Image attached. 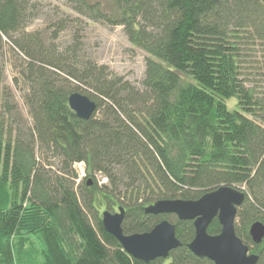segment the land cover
<instances>
[{
    "label": "trees",
    "instance_id": "1",
    "mask_svg": "<svg viewBox=\"0 0 264 264\" xmlns=\"http://www.w3.org/2000/svg\"><path fill=\"white\" fill-rule=\"evenodd\" d=\"M62 1L77 16L54 8L45 31L29 30L41 0H0V264H213L187 247L192 221L144 208L221 185L242 187L234 230L264 264V238L248 234L264 224V89L250 78L264 82V0ZM87 22L121 27L147 55L138 85L89 56ZM76 92L96 104L88 120L68 106ZM119 206L124 234L167 219L180 246L133 258L101 224Z\"/></svg>",
    "mask_w": 264,
    "mask_h": 264
},
{
    "label": "water",
    "instance_id": "2",
    "mask_svg": "<svg viewBox=\"0 0 264 264\" xmlns=\"http://www.w3.org/2000/svg\"><path fill=\"white\" fill-rule=\"evenodd\" d=\"M70 110L81 120H88L96 109L94 101L80 93H72L67 100ZM91 184V179L87 180ZM245 193L242 188L221 185L204 193L196 200L162 199L144 208L152 215H174L179 221H192L194 236L188 249L199 258H206L213 264H257L258 255L236 235L234 222L237 208L242 204ZM125 210L119 206L116 211L104 210L101 224L112 235L122 249L133 258L149 263L155 259H166L170 251L180 246L175 225L163 219L150 231L124 234L122 222ZM217 219L220 232L211 235L207 229ZM248 234L255 245L264 238V224L253 222Z\"/></svg>",
    "mask_w": 264,
    "mask_h": 264
},
{
    "label": "rangeland",
    "instance_id": "3",
    "mask_svg": "<svg viewBox=\"0 0 264 264\" xmlns=\"http://www.w3.org/2000/svg\"><path fill=\"white\" fill-rule=\"evenodd\" d=\"M41 3H43V6L45 7L43 16L32 22L29 26V30L41 29L50 31V29H47L50 24V19L56 18V16L53 15L54 8H58L62 12L72 17L77 16L71 9L64 5L62 0H41ZM83 35L86 52L98 64L107 65L112 72L124 76L126 79L136 85L139 84L144 75L145 58L147 55L140 49L131 46L121 27H110L100 23L87 22V28L84 31ZM60 37L63 41L68 38V33L64 32L60 35ZM260 51L261 50L259 49L255 50L257 56L260 55ZM6 57L11 58L9 55H7ZM7 58H5L3 61L4 63H7L5 67L7 82L11 86L13 91H15L16 101L20 107L21 112L26 117V111L24 106L22 105V101L17 95V91L14 89L10 81L13 70L11 69V59L9 61ZM247 65L254 66L255 64L250 63ZM250 69L252 68H248V70ZM250 78L255 79L254 83L255 87L257 85V90L264 89V82L260 80L259 75L254 74L251 75ZM247 85H249V83ZM234 101L235 99H230L227 102L228 106L232 107ZM82 170L84 173L83 168ZM97 177L101 182L105 180L103 178H100L99 176Z\"/></svg>",
    "mask_w": 264,
    "mask_h": 264
},
{
    "label": "built area",
    "instance_id": "4",
    "mask_svg": "<svg viewBox=\"0 0 264 264\" xmlns=\"http://www.w3.org/2000/svg\"><path fill=\"white\" fill-rule=\"evenodd\" d=\"M81 165L82 164H76L75 165L76 171H77L79 176H83V170H82L83 166H81Z\"/></svg>",
    "mask_w": 264,
    "mask_h": 264
}]
</instances>
